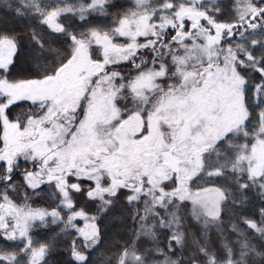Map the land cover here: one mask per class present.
Returning a JSON list of instances; mask_svg holds the SVG:
<instances>
[{"label":"snow or ice","instance_id":"6c2138e0","mask_svg":"<svg viewBox=\"0 0 264 264\" xmlns=\"http://www.w3.org/2000/svg\"><path fill=\"white\" fill-rule=\"evenodd\" d=\"M0 264H264V0H0Z\"/></svg>","mask_w":264,"mask_h":264}]
</instances>
